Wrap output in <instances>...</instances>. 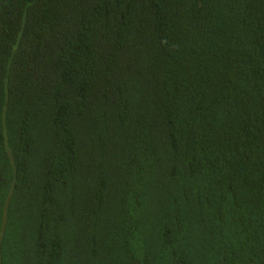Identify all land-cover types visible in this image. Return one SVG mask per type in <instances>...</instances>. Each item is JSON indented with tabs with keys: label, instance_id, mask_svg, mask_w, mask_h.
<instances>
[{
	"label": "trees",
	"instance_id": "obj_1",
	"mask_svg": "<svg viewBox=\"0 0 264 264\" xmlns=\"http://www.w3.org/2000/svg\"><path fill=\"white\" fill-rule=\"evenodd\" d=\"M0 264H264V0H0Z\"/></svg>",
	"mask_w": 264,
	"mask_h": 264
}]
</instances>
